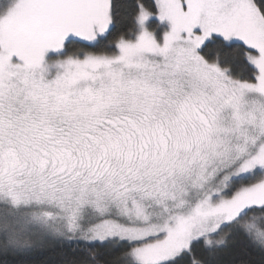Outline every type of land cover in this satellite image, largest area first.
Segmentation results:
<instances>
[{
	"label": "snow or ice",
	"instance_id": "1",
	"mask_svg": "<svg viewBox=\"0 0 264 264\" xmlns=\"http://www.w3.org/2000/svg\"><path fill=\"white\" fill-rule=\"evenodd\" d=\"M0 264H264V0H0Z\"/></svg>",
	"mask_w": 264,
	"mask_h": 264
}]
</instances>
